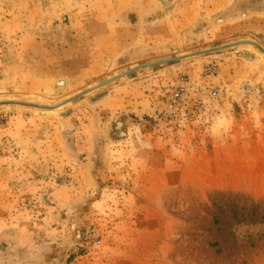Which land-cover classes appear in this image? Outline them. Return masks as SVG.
<instances>
[{"label":"rangeland","instance_id":"rangeland-1","mask_svg":"<svg viewBox=\"0 0 264 264\" xmlns=\"http://www.w3.org/2000/svg\"><path fill=\"white\" fill-rule=\"evenodd\" d=\"M0 264H264V0H0Z\"/></svg>","mask_w":264,"mask_h":264},{"label":"water","instance_id":"water-1","mask_svg":"<svg viewBox=\"0 0 264 264\" xmlns=\"http://www.w3.org/2000/svg\"><path fill=\"white\" fill-rule=\"evenodd\" d=\"M244 44H248V43H241V44H237V45H234V46H239V45H244ZM251 44V43H250ZM252 45H255L256 46V44H252ZM230 47H233V46H230ZM172 61H174V60H172ZM168 62H171V61H168ZM164 63H167V62H164ZM142 68V67H141ZM137 69H140V68H137ZM129 73H132V71L131 72H129ZM129 73H127V74H129ZM127 74H125V75H127Z\"/></svg>","mask_w":264,"mask_h":264}]
</instances>
